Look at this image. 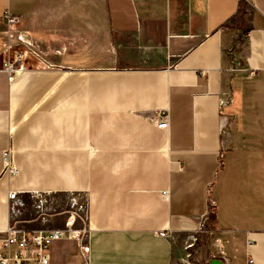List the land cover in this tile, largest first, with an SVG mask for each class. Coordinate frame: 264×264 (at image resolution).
<instances>
[{
    "label": "crops",
    "instance_id": "1",
    "mask_svg": "<svg viewBox=\"0 0 264 264\" xmlns=\"http://www.w3.org/2000/svg\"><path fill=\"white\" fill-rule=\"evenodd\" d=\"M5 11L36 56L0 71V231L84 193L89 234L49 264L184 263L201 224L197 261L264 264V0H0V66Z\"/></svg>",
    "mask_w": 264,
    "mask_h": 264
},
{
    "label": "built area",
    "instance_id": "2",
    "mask_svg": "<svg viewBox=\"0 0 264 264\" xmlns=\"http://www.w3.org/2000/svg\"><path fill=\"white\" fill-rule=\"evenodd\" d=\"M3 34L5 43L2 48L3 68L7 76L16 77L22 75L27 69L24 67V60L28 54L36 56L33 51V43L23 35H16L18 42L22 46L13 42L15 37V27L20 21L19 16H14L8 11L3 14ZM254 73L251 72V75ZM156 126L160 130L168 128V115H157ZM14 151L11 146L7 147L2 152L3 165L6 168L8 175H17V169L14 163ZM165 197L166 192H162ZM81 208V207H80ZM82 218L78 213L74 212L65 222V226L60 229H53L44 232H35L31 235H17L11 228L0 231V264H49L50 245L54 241L60 240H76L83 242L89 234V221L84 218V226L81 229H76L77 220ZM158 237L167 239L169 234L167 231H159ZM248 264H252L249 260Z\"/></svg>",
    "mask_w": 264,
    "mask_h": 264
},
{
    "label": "rangeland",
    "instance_id": "3",
    "mask_svg": "<svg viewBox=\"0 0 264 264\" xmlns=\"http://www.w3.org/2000/svg\"><path fill=\"white\" fill-rule=\"evenodd\" d=\"M6 12V11H5ZM4 12V13H5ZM9 12V11H8ZM10 13V12H9ZM3 17V15H2ZM3 20V18H2ZM20 23V21H19ZM18 23V24H19ZM5 41V40H4ZM5 43V42H4ZM3 43V45H4ZM20 46H22L21 42L18 43ZM3 47V46H2ZM3 62V60H2ZM0 71L3 72V73H6L4 71V68H3V63L1 64L0 66ZM27 72V71H26ZM20 76V75H19ZM19 76H16V77H19ZM9 80L11 81L12 79H14L15 77H9ZM7 149V148H6ZM5 150V149H4ZM3 150V151H4ZM2 151V152H3ZM14 157V156H13ZM14 160H15V157H14ZM1 161H2V172H1V176H5L7 177L8 179L9 178H12V177H15L18 175V171H17V175L14 176H10L8 175L7 171H6V168L5 166L3 165V160H2V154H1ZM15 165V164H14ZM16 168V167H15ZM34 196H35V199L37 201V205L36 207L38 209L41 208V205H42V201H45L46 200V197H48V195L46 196L44 193H34ZM73 196V197H72ZM72 196L70 197V203L68 205V209L64 212L65 213V221H64V224H63V227L65 226V222L67 221V219L69 218L70 215H72L74 212L78 213V215L82 218L83 221H81L80 219L77 220V223L75 224V228L76 229H81L83 228V224H84V218L86 217L87 220H88V216H87V210H88V201H87V198H86V195L84 193H81L76 195V194H72ZM15 199V193L8 195V200L9 201H13ZM81 207V208H80ZM90 226V225H89ZM61 227V228H63ZM8 228H11L13 231L16 232L17 234V231L15 230V227L13 225L9 226ZM53 229H60V228H48V229H45V230H40V231H36V232H44V231H49V230H53ZM203 231V226L202 224L200 226L197 227V230H195L193 232V235H191L190 237V240H192V237L194 238L193 241H191L192 244L190 245H186L184 247V251H185V262L184 263H180V264H204L202 262H199L197 261V256L195 255V253L192 252L193 248H196L194 247V241L196 242L197 240V235H200ZM24 233H19V235H22ZM18 235V234H17ZM26 235V234H25Z\"/></svg>",
    "mask_w": 264,
    "mask_h": 264
},
{
    "label": "water",
    "instance_id": "4",
    "mask_svg": "<svg viewBox=\"0 0 264 264\" xmlns=\"http://www.w3.org/2000/svg\"><path fill=\"white\" fill-rule=\"evenodd\" d=\"M209 264H223L221 261L213 259L209 261Z\"/></svg>",
    "mask_w": 264,
    "mask_h": 264
}]
</instances>
